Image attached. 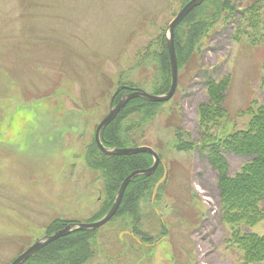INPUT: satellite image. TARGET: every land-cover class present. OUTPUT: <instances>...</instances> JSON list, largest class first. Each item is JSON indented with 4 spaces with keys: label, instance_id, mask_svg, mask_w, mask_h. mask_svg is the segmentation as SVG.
<instances>
[{
    "label": "rangeland",
    "instance_id": "374dc122",
    "mask_svg": "<svg viewBox=\"0 0 264 264\" xmlns=\"http://www.w3.org/2000/svg\"><path fill=\"white\" fill-rule=\"evenodd\" d=\"M185 1L0 0V264H10L57 219L96 220L106 196L91 151L97 125L121 85L165 93L168 76L158 53ZM229 1L221 11L205 0L192 13L189 21L209 26L180 68L173 98L155 116L133 113L122 123L123 141L115 147L151 146L167 163L156 202L161 216L152 192L141 202L139 233L131 215L115 217L82 250H92L84 264H247L235 229L263 234L264 219L252 227L226 222L217 170L199 150L176 147L178 128L198 144L205 129L223 128L200 121L209 79L231 77L229 129L246 128L249 107L264 104V0ZM254 3L256 27L247 11ZM224 154L231 175L249 160ZM69 252L65 264H72Z\"/></svg>",
    "mask_w": 264,
    "mask_h": 264
},
{
    "label": "trees",
    "instance_id": "16d2710c",
    "mask_svg": "<svg viewBox=\"0 0 264 264\" xmlns=\"http://www.w3.org/2000/svg\"><path fill=\"white\" fill-rule=\"evenodd\" d=\"M188 1L186 0L184 5ZM215 3L221 8V11L225 10L227 5L231 6L229 0H215ZM195 9L178 24V26L182 24L183 27H187L185 33L184 30L178 33V26L175 30V45L180 68L189 61L201 41L203 33L209 26L207 20L195 19L194 21H189ZM247 11L253 14L251 16V25L256 27L259 23L258 4H252ZM160 52L158 55L161 56V64L164 67L165 74L168 76L165 83V92H167L171 84V64L165 36L161 40ZM230 82L231 77L228 76L220 80L209 79L206 82L209 101L206 103L207 105L200 106L199 111L202 125L209 127L210 124H216L217 126H222V130L219 133H214L209 131L210 129H205L204 143L198 144L184 139L182 132H179L178 128L176 136H178L177 141L179 144L176 147L178 150L197 149L210 160L212 166L218 172V188L224 220L234 228L240 224H247L252 227L264 219V104L258 106L251 105L249 107L248 113L250 119L246 128L229 129L227 125L228 112L225 102ZM261 82L264 87V76ZM131 87L134 86L122 87L114 96V103H117L125 93L129 92L132 89ZM162 104V102H152L142 97L130 100L117 117L102 131L104 145L115 147L117 143L123 141L121 133L122 123L128 115L142 112L150 117L155 116ZM91 151L95 156L94 167L101 171L106 187L104 206L96 217V219H99L111 208L123 179L136 169L149 168L153 164L154 159L151 154L146 152L133 155L109 156L100 150L95 140L93 141ZM224 152H234L247 157L249 160L243 165L240 172L231 175L229 163ZM163 171V167L159 166L150 176L138 175L132 179L126 188L121 205L112 219L117 216L131 215L133 217L134 231L139 233L137 225L141 219L140 207L142 199L152 194L154 185L162 177ZM67 224V221L57 219L50 224L48 231L49 233H53ZM96 231V229L78 230L57 239L43 247L23 264H29L41 251L52 245L53 248L39 257L34 264H37L38 260L42 264H48V261H52L54 264H65L64 261L69 257L66 253L67 251H70L69 253L72 255V264H84L92 250L90 251L88 247L86 253L82 254L81 252L86 245H89V240ZM235 231L233 241L242 249L246 263L264 262V233L242 232L240 228L235 229ZM76 234L78 238L68 240L67 242H60L70 237V235Z\"/></svg>",
    "mask_w": 264,
    "mask_h": 264
},
{
    "label": "water",
    "instance_id": "95a60500",
    "mask_svg": "<svg viewBox=\"0 0 264 264\" xmlns=\"http://www.w3.org/2000/svg\"><path fill=\"white\" fill-rule=\"evenodd\" d=\"M205 0H190L185 6L179 11L176 17L171 21L168 26V31L166 34V45L170 56L171 63V87L169 91L165 94L161 95H153L139 88L132 89L131 92L125 94L117 104L111 103L110 111L105 116V118L99 123L95 132V141L102 152L105 154L112 155H133L138 153H149L153 156L154 162L153 165L149 168L136 169L129 173L121 182L119 189L117 191L115 200L109 209V211L100 219L95 220L93 222L88 223H69L65 227L55 231L54 233L47 235L39 240H37L34 244H32L27 250L21 253L18 257H16L11 264H23L28 258L37 253L40 249L52 243L53 241L65 237L75 231L78 230H92L98 229L99 227L106 224L110 221L113 216L118 211L121 202L123 200L125 191L129 183L138 175H152L160 163L163 164L165 171L162 179L155 185L153 192V199H155L158 189L161 184L165 183L167 177V168L164 161L159 156L158 152L154 150L150 146H137V147H107L104 145L102 141V131L105 127L113 121L119 112L129 103L130 100L138 97L146 98L152 102H165L170 100L176 92L178 86V77H179V65L178 58L176 53L175 46V29L177 25L196 7L200 6ZM121 87L117 90L119 92ZM116 92V93H117Z\"/></svg>",
    "mask_w": 264,
    "mask_h": 264
}]
</instances>
